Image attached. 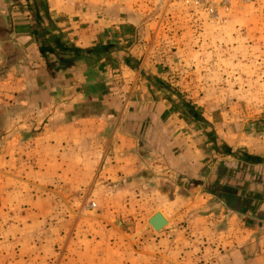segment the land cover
<instances>
[{
	"label": "rangeland",
	"instance_id": "rangeland-1",
	"mask_svg": "<svg viewBox=\"0 0 264 264\" xmlns=\"http://www.w3.org/2000/svg\"><path fill=\"white\" fill-rule=\"evenodd\" d=\"M48 1L23 0L42 16ZM59 2L85 14L101 11L107 19L162 22L152 62L158 83L173 101L172 111L166 121L151 119L137 129L146 163L130 178L105 179L94 169L77 172L81 182L57 177L58 182L37 186L19 154L9 149L11 138L3 137L13 108L1 104L0 264H179L182 248L185 264H226L221 248H207L216 238L209 232L192 247L193 227L218 228L226 221L218 216L224 205L208 197L202 179L183 175L186 180L179 184V132H188L179 117L187 113L206 136L221 143V150H238L236 140L255 144L263 139L264 0ZM22 62L13 67L24 70ZM198 191L196 209L213 216L192 222L188 209L180 219L186 202L179 206V194L189 204ZM156 213L165 217L157 229L150 221Z\"/></svg>",
	"mask_w": 264,
	"mask_h": 264
},
{
	"label": "crops",
	"instance_id": "crops-1",
	"mask_svg": "<svg viewBox=\"0 0 264 264\" xmlns=\"http://www.w3.org/2000/svg\"><path fill=\"white\" fill-rule=\"evenodd\" d=\"M24 3L0 0V105L13 108L6 121L12 125L1 131L11 138L9 149L37 186L57 177L84 181L76 173L94 169L105 179L130 178L146 163L137 129L151 119L167 120L172 111L152 62L162 22L107 19L59 0H49L42 16ZM21 62L24 70L13 67ZM183 116L179 124L188 132H179V184L183 175L202 179L208 197L224 205L218 216L226 221L218 228L193 227L192 247L209 232L216 238L207 248H221L226 264H264V135L260 143L236 140L238 150H221L218 140ZM199 194L191 196V208L179 194V206L186 202L180 219L189 212L192 222L213 216L196 209ZM180 251L179 264H185L187 250Z\"/></svg>",
	"mask_w": 264,
	"mask_h": 264
},
{
	"label": "water",
	"instance_id": "water-1",
	"mask_svg": "<svg viewBox=\"0 0 264 264\" xmlns=\"http://www.w3.org/2000/svg\"><path fill=\"white\" fill-rule=\"evenodd\" d=\"M159 216V218L161 219V221H158L156 218V222H154V217ZM151 223L153 224V226L155 228H158L159 226H161L162 224L165 223V219L162 217V215L160 213H156L151 219H150Z\"/></svg>",
	"mask_w": 264,
	"mask_h": 264
},
{
	"label": "bare ground",
	"instance_id": "bare-ground-1",
	"mask_svg": "<svg viewBox=\"0 0 264 264\" xmlns=\"http://www.w3.org/2000/svg\"><path fill=\"white\" fill-rule=\"evenodd\" d=\"M161 214V213H160ZM162 215V217L165 219V217H164V215L163 214H161ZM155 219H154V222H156V218H157V220L158 221H161V219L159 218V216H156V217H154ZM157 229V228H156Z\"/></svg>",
	"mask_w": 264,
	"mask_h": 264
},
{
	"label": "trees",
	"instance_id": "trees-1",
	"mask_svg": "<svg viewBox=\"0 0 264 264\" xmlns=\"http://www.w3.org/2000/svg\"><path fill=\"white\" fill-rule=\"evenodd\" d=\"M196 117H198V116H196ZM202 120V119H201ZM205 123H207V122H205Z\"/></svg>",
	"mask_w": 264,
	"mask_h": 264
}]
</instances>
